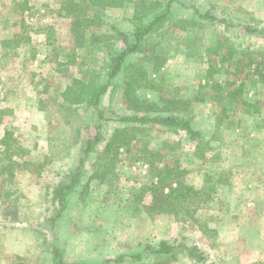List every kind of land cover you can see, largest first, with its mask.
<instances>
[{
  "label": "rangeland",
  "instance_id": "374dc122",
  "mask_svg": "<svg viewBox=\"0 0 264 264\" xmlns=\"http://www.w3.org/2000/svg\"><path fill=\"white\" fill-rule=\"evenodd\" d=\"M151 1L157 3L156 13L169 14L145 38L166 56L152 75L162 89L142 88L136 94L158 102L162 97L191 99L183 114L193 118L210 146L198 150L186 132L148 125L130 151L120 149L110 170L103 167L105 173L89 181L85 195L67 194V206L53 223L60 206L53 201L54 188L78 166L87 137L99 126L109 138L115 127L131 125L115 120L114 113H132L123 96V72L101 96L102 119L94 107L72 104L62 93L70 85L76 88V78L98 72L123 43L98 52L77 48L62 0H0V108L8 109L0 139L13 128L30 149L25 155L30 164L13 180L0 176V264H52L55 247L68 263L264 264V0ZM133 14L132 5L106 8L98 31H133ZM181 18L197 22H178ZM49 27L54 36L48 43ZM26 37L28 42L17 44ZM225 38L229 53L214 57L219 71L200 96L208 74L206 48ZM140 57L132 54L127 62ZM145 146L161 149L163 159L152 165ZM95 161L96 154H90L85 181ZM176 164L180 180L195 189L209 177L219 176L224 183L199 196L195 212L152 210L163 196H153L147 185ZM173 239L174 246H200L206 259L190 258L183 247H176L177 258L145 250ZM121 256L123 261L116 262Z\"/></svg>",
  "mask_w": 264,
  "mask_h": 264
},
{
  "label": "trees",
  "instance_id": "16d2710c",
  "mask_svg": "<svg viewBox=\"0 0 264 264\" xmlns=\"http://www.w3.org/2000/svg\"><path fill=\"white\" fill-rule=\"evenodd\" d=\"M133 6V20L136 28L133 31H123L117 27H113V33L99 32L98 28L103 25L102 12L109 7H126ZM157 3L151 0H62V10L65 15L72 18L71 29L76 38L77 48H86L92 52H98L111 49L115 46L116 41H122L123 45L119 49H115L109 53V58L103 64L98 72L93 71L88 78H76V88L73 85L68 86L62 95L72 104L94 107L100 119L104 118L103 111L98 109L101 96L108 90L111 81L115 79L120 72H123V96L126 106L132 111L131 114H116L119 122L131 125L115 127L110 137H106L99 126H96L94 135H90L85 140L79 164L74 171L65 174L64 178L57 183L54 188L53 201L59 203L57 214L52 218L51 222L61 216L67 206V194L77 191L81 196L88 192L89 181L100 177L102 170H110L118 160L120 149L125 147L131 150L134 140L139 138V133L144 132L148 125L165 126L172 130L184 131L189 138L198 143V150L201 146H210V142L206 141L199 130L192 125L193 118L183 114L189 109L191 99L162 97L160 102L148 101L137 96V91L142 88L152 90H161L162 85L152 75L159 72L166 62V56L158 53L156 47L149 46L145 42L147 35L155 32L163 25L165 19L169 17L166 12H157ZM152 16V19L145 21L146 18ZM202 17L208 15L201 14ZM197 19H178V22L192 23ZM250 32H257L258 29L245 27ZM264 32V28L260 29ZM54 36L53 27H49L47 32L48 43ZM228 38L218 41L215 46H208L206 54L209 57L208 74L206 83L200 85L199 94H203V89L212 85L213 76L219 71L215 63V56L226 51L229 53L230 47L227 46ZM29 37L17 40V44L28 42ZM132 54H141L137 60L127 62L128 56ZM227 56L223 53L222 59ZM150 66V67H149ZM104 71L106 81H101L100 75ZM88 73V72H87ZM98 73V74H97ZM200 98V97H198ZM247 106H253V103L245 102ZM257 110V109H255ZM249 112V109H247ZM8 113V109L0 108V123L3 122L4 116ZM102 149L100 144L104 143ZM143 152L146 158L154 165L161 161L164 157L161 149H150L145 146ZM30 153V149L23 146L15 136L13 128H7L3 137L0 139V176H4L6 180H13L17 173L25 168L30 161L25 159V155ZM96 154L94 163V171L89 176L88 181L84 180V169L86 161L90 154ZM177 163V162H176ZM102 170V171H101ZM159 175L158 181H151L147 185V191H151L153 196L163 199L160 205L155 206L152 210L157 212H172L179 214L180 210L193 212L198 209L200 203L195 204L199 196L205 195L206 190H215L216 185L224 183L221 177H209L204 187L200 190L195 189L192 185L180 180L179 166L167 167ZM210 180H213L212 183ZM178 182L174 185V183ZM170 187L169 192L165 195L164 190ZM207 193V192H206ZM143 194L138 198L142 201ZM184 202V203H183ZM204 231V233H207ZM176 240H162L156 245H146L145 250L148 253L159 255L170 254L169 258H177L176 247H183L188 256L196 261H204L206 259L205 251L198 245L188 246L180 243L174 246ZM52 264H95V263H68L61 257V253L57 247L53 249ZM139 255V254H138ZM124 256L116 259V262H122ZM112 259L107 260L111 262Z\"/></svg>",
  "mask_w": 264,
  "mask_h": 264
}]
</instances>
